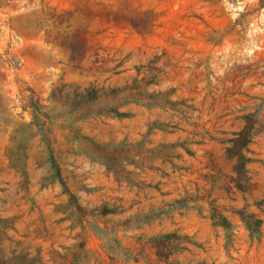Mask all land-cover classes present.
<instances>
[{
    "label": "rangeland",
    "instance_id": "1",
    "mask_svg": "<svg viewBox=\"0 0 264 264\" xmlns=\"http://www.w3.org/2000/svg\"><path fill=\"white\" fill-rule=\"evenodd\" d=\"M0 264H264V0H0Z\"/></svg>",
    "mask_w": 264,
    "mask_h": 264
}]
</instances>
